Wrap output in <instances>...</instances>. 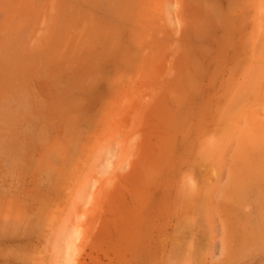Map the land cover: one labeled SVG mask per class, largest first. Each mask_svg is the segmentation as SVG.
Wrapping results in <instances>:
<instances>
[{
  "label": "rangeland",
  "instance_id": "rangeland-1",
  "mask_svg": "<svg viewBox=\"0 0 264 264\" xmlns=\"http://www.w3.org/2000/svg\"><path fill=\"white\" fill-rule=\"evenodd\" d=\"M261 8L0 0V264H264Z\"/></svg>",
  "mask_w": 264,
  "mask_h": 264
},
{
  "label": "crops",
  "instance_id": "crops-1",
  "mask_svg": "<svg viewBox=\"0 0 264 264\" xmlns=\"http://www.w3.org/2000/svg\"><path fill=\"white\" fill-rule=\"evenodd\" d=\"M65 4V0H63ZM31 20L33 18L31 17ZM58 33H54V26L48 25L46 27V32L44 36H37V26L30 25L27 32H22L21 28H13L14 33H5L0 37V52L5 58H10L11 55L16 50L17 46L34 43V44H45V45H65V19H63L57 25ZM4 33V30H3ZM29 39V40H28ZM34 40V41H33ZM63 59H65V53L63 54ZM51 82V80H50ZM52 83V82H51ZM12 92H19L14 88Z\"/></svg>",
  "mask_w": 264,
  "mask_h": 264
},
{
  "label": "bare ground",
  "instance_id": "bare-ground-1",
  "mask_svg": "<svg viewBox=\"0 0 264 264\" xmlns=\"http://www.w3.org/2000/svg\"><path fill=\"white\" fill-rule=\"evenodd\" d=\"M262 9V8H261ZM262 13H264V9H262ZM260 22H261V20H260ZM262 25H263V29H261L262 30V32L264 33V22H262L261 23ZM261 24H260V27H261ZM260 30V29H259ZM254 51V50H253ZM246 61H248V60H246ZM249 62V61H248ZM256 63V62H255ZM257 64V63H256ZM260 66H261V64H260ZM259 66V67H260ZM263 66V65H262ZM258 69V68H257ZM257 69H256V71H257ZM261 69V68H260ZM263 70V69H262ZM259 72V71H258ZM230 88V87H229ZM229 88L227 89V90H229ZM247 89V88H246ZM255 90V89H254ZM239 94H241L240 92H238ZM228 95V94H227ZM235 95V94H234ZM243 97V96H242ZM235 99V98H234ZM233 103V102H232ZM236 103V102H235ZM239 103V102H238ZM234 104V103H233ZM234 107V106H233ZM224 112V111H223ZM218 113V112H217ZM234 113H235V111H234ZM221 114H222V112H221ZM220 114V115H221ZM224 114V113H223ZM221 115V117L223 116H225V115ZM227 115V114H226ZM230 115V120H231V115L232 114H229ZM214 116V115H213ZM232 116H234V115H232ZM213 118V117H212ZM217 118H218V116H217ZM226 118V117H225ZM223 119V118H222ZM219 120H220V118H219ZM223 129V128H222ZM225 130H226V128H225ZM214 139V138H213ZM220 139V138H219ZM211 143V142H210ZM213 144V143H212ZM256 144H258L257 142H256ZM259 150V149H258ZM256 154H257V152H256ZM245 155V154H244ZM242 169V168H241ZM190 178V177H189ZM238 178V177H237ZM192 179V178H191ZM186 180H188V179H186ZM192 181V180H191ZM231 183V182H230ZM236 183V182H235ZM226 186V185H225ZM232 186V185H231ZM227 187V186H226ZM231 191V190H230ZM233 191V190H232ZM222 192H224V191H222ZM222 192H221V194H222ZM225 193V192H224ZM229 193V192H228ZM228 193H227V195H228ZM232 193V192H231ZM225 195V194H224ZM226 196V195H225ZM223 197V196H222ZM206 202V201H205ZM207 204V203H206ZM214 209V208H213ZM184 227V226H183ZM182 228V227H181ZM180 229V228H179Z\"/></svg>",
  "mask_w": 264,
  "mask_h": 264
}]
</instances>
